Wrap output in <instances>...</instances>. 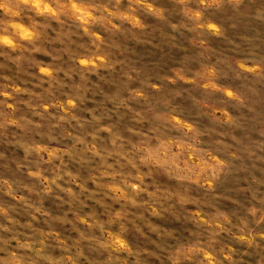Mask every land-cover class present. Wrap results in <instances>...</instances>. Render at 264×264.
Listing matches in <instances>:
<instances>
[{
  "label": "clouds",
  "instance_id": "obj_1",
  "mask_svg": "<svg viewBox=\"0 0 264 264\" xmlns=\"http://www.w3.org/2000/svg\"><path fill=\"white\" fill-rule=\"evenodd\" d=\"M0 264H264V0H0Z\"/></svg>",
  "mask_w": 264,
  "mask_h": 264
},
{
  "label": "rangeland",
  "instance_id": "obj_2",
  "mask_svg": "<svg viewBox=\"0 0 264 264\" xmlns=\"http://www.w3.org/2000/svg\"><path fill=\"white\" fill-rule=\"evenodd\" d=\"M193 43H196V42L194 41ZM215 43H216L217 47L219 48V50H220L221 52L227 53V52L230 51L228 48L224 47V44H225L226 42H223V41H216Z\"/></svg>",
  "mask_w": 264,
  "mask_h": 264
}]
</instances>
